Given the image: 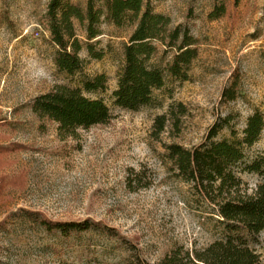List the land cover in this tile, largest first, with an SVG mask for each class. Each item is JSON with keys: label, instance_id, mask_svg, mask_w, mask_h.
<instances>
[{"label": "rangeland", "instance_id": "1", "mask_svg": "<svg viewBox=\"0 0 264 264\" xmlns=\"http://www.w3.org/2000/svg\"><path fill=\"white\" fill-rule=\"evenodd\" d=\"M48 1L0 0V149H6L0 156V264H136L137 259L154 264L174 250L193 254L207 248L222 228L211 207L198 204L191 186L168 171L162 145H200L228 115L242 137L254 112L264 116V0L154 2L158 13L200 40V58L190 81L168 80L155 93L157 104L136 112L114 105L126 35L104 24L98 40L106 56L90 61L85 74L108 76V91L90 97L103 99L114 118L64 141L56 125L39 121L31 110L36 97L81 80L57 72L56 48L45 26ZM221 4L227 16L210 21ZM81 57L88 59L86 50ZM237 70L240 97L227 104L223 93ZM174 103H183L188 116L157 141L154 120ZM224 139H232L229 128L217 138ZM245 152L248 160L264 157V131ZM131 170L145 171L152 185L131 192ZM242 178L250 192L264 180ZM26 211L56 222H102L118 234L94 230L64 240ZM257 250L264 263V234Z\"/></svg>", "mask_w": 264, "mask_h": 264}, {"label": "trees", "instance_id": "2", "mask_svg": "<svg viewBox=\"0 0 264 264\" xmlns=\"http://www.w3.org/2000/svg\"><path fill=\"white\" fill-rule=\"evenodd\" d=\"M159 1H48L45 26L56 48L57 72L71 79L81 76V80L75 86L56 85L50 92L36 97L31 110L39 121L56 125L61 140L77 139L81 131L106 126L114 118L103 99L90 97L108 91V76L85 74L90 61H102L106 56L98 40L104 24L126 35L116 75L117 88L113 92L116 107L136 112L155 106V93L163 90L168 80L181 83L191 80L192 67L200 58V40L187 26H175L171 17L158 13L154 2ZM227 14L225 4L216 5L209 20L218 21ZM80 31L84 39L80 38ZM84 50L88 59L81 57ZM240 87L241 75L237 70L224 90L223 102H236ZM187 116L183 103L170 105L155 118L152 136L161 142V136L169 128L179 129ZM232 120L228 115L216 122L206 141L192 148L163 143L168 171L191 186L198 204L204 202L211 207L210 214L217 217L222 229L220 237L207 248L193 254L174 250L154 264H264L257 250L264 234V180L250 192L242 178L244 174L264 177V157L248 160L245 152L259 141L264 131V116L260 111L254 112L247 119L242 137L232 126ZM226 128L230 129L232 139L217 140ZM5 151L0 149V156ZM151 185L145 171H130L127 187L131 192ZM25 213L48 233L58 234L64 240L94 230L118 234L102 222H56L42 214ZM136 264L149 263L137 259Z\"/></svg>", "mask_w": 264, "mask_h": 264}]
</instances>
